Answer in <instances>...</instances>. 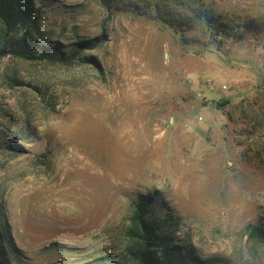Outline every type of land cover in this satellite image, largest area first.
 <instances>
[{"label": "rangeland", "instance_id": "obj_1", "mask_svg": "<svg viewBox=\"0 0 264 264\" xmlns=\"http://www.w3.org/2000/svg\"><path fill=\"white\" fill-rule=\"evenodd\" d=\"M203 1L264 21V0ZM35 2L38 54L66 61L0 58V264L123 260L141 197L200 256L264 264V36L181 35L136 0Z\"/></svg>", "mask_w": 264, "mask_h": 264}, {"label": "trees", "instance_id": "obj_2", "mask_svg": "<svg viewBox=\"0 0 264 264\" xmlns=\"http://www.w3.org/2000/svg\"><path fill=\"white\" fill-rule=\"evenodd\" d=\"M145 6L146 15L153 16L176 32L199 31L204 34H225L243 39L248 33L264 36V21L235 24L230 18L214 14L203 0H136ZM164 7H172V12ZM155 9V14H152ZM40 7L35 0H0V58L12 55L21 59H49L66 61L57 50L38 54ZM228 16V15H227ZM106 40L104 34L76 42L75 53L96 49ZM264 93V80L259 87ZM222 105V104H220ZM11 150L22 151L19 144ZM125 236L128 243L123 260L104 255L88 264H228L221 257H202L183 233L180 216L172 209L154 206V197L133 204ZM1 235V234H0ZM250 237L264 245V228L253 226ZM1 240V239H0ZM1 243V242H0ZM2 249L0 244V259Z\"/></svg>", "mask_w": 264, "mask_h": 264}]
</instances>
